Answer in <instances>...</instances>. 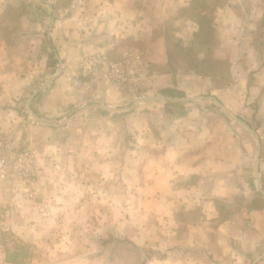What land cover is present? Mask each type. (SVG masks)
Returning <instances> with one entry per match:
<instances>
[{
  "label": "crops",
  "instance_id": "obj_1",
  "mask_svg": "<svg viewBox=\"0 0 264 264\" xmlns=\"http://www.w3.org/2000/svg\"><path fill=\"white\" fill-rule=\"evenodd\" d=\"M48 1L0 0V129L36 155L34 183L0 178L1 216L15 207L0 234L17 236L0 238V264H251L264 252V208L245 207L257 142L198 97L255 128L264 187V0H223L213 15L223 85L169 59L177 42L204 56L192 0ZM90 55L107 62L85 76ZM126 58L117 83L108 62ZM38 89L30 106L46 123L28 110ZM14 252L28 257L7 262Z\"/></svg>",
  "mask_w": 264,
  "mask_h": 264
},
{
  "label": "trees",
  "instance_id": "obj_2",
  "mask_svg": "<svg viewBox=\"0 0 264 264\" xmlns=\"http://www.w3.org/2000/svg\"><path fill=\"white\" fill-rule=\"evenodd\" d=\"M223 0H192L191 6L186 10L189 17L196 21L199 25V31L194 34V39L199 44L200 48H205L204 56L199 58L196 52L192 49L183 50L177 42L176 51L169 55V59L183 58L187 61L188 67L194 69L197 73L210 75L213 74L218 78L220 85L227 84L231 80L229 73V64L227 60H218L213 57V45L215 44L214 34L215 26L212 23L213 15L219 4ZM165 94H173L171 90H163ZM179 96H183V92H177ZM247 210L264 208V195L256 188V195L254 198L245 204ZM219 209L223 218L229 216L232 209L220 206ZM14 256V257H13ZM28 257L27 252L21 254L14 252L9 254L6 258L7 262L22 263Z\"/></svg>",
  "mask_w": 264,
  "mask_h": 264
},
{
  "label": "built area",
  "instance_id": "obj_3",
  "mask_svg": "<svg viewBox=\"0 0 264 264\" xmlns=\"http://www.w3.org/2000/svg\"><path fill=\"white\" fill-rule=\"evenodd\" d=\"M107 62L104 55H90L81 59L80 67L83 75L94 74L99 66ZM127 58L123 61L108 62L109 74L113 81H127ZM36 155L27 146L16 145L7 133L0 129V178L10 174L27 186L34 183Z\"/></svg>",
  "mask_w": 264,
  "mask_h": 264
},
{
  "label": "water",
  "instance_id": "obj_4",
  "mask_svg": "<svg viewBox=\"0 0 264 264\" xmlns=\"http://www.w3.org/2000/svg\"><path fill=\"white\" fill-rule=\"evenodd\" d=\"M45 2H47L49 5H51V3L48 0H44ZM52 11L54 12V8L51 7ZM54 18L55 16L53 15L51 17V26L52 27L53 23H54ZM56 75L53 77L55 78ZM52 80V79H51ZM51 80H48L45 84H43L40 87V90L46 86V84H48ZM39 89L33 94V96L31 97L29 103H28V110L29 112H31L32 116L35 117L38 120H41L32 110L30 104H31V100L35 97V95L40 91ZM156 98H159L161 100H188L189 98H172V97H166L164 95H160V96H155ZM201 99H208V100H212L213 102H215L228 116H230L233 120H235L238 124H240L241 126H243L245 129H247L256 139L257 142V148H256V154H255V164H254V171L256 174V179H257V184L259 187L260 192L264 195V187L263 184L261 182V178H260V157H261V148H262V144H261V139L257 133V131L255 130V128H253L247 121H245L244 119H242L241 117H239L236 113H234L233 111H231L228 107H226L218 98L214 97V96H202V97H198ZM144 98H139L138 100L141 101ZM136 100V101H138ZM42 122H44L43 120H41ZM46 123V122H44ZM264 257V252L262 254H260L259 256H257L253 262L251 264H257L258 261H260L262 258Z\"/></svg>",
  "mask_w": 264,
  "mask_h": 264
},
{
  "label": "rangeland",
  "instance_id": "obj_5",
  "mask_svg": "<svg viewBox=\"0 0 264 264\" xmlns=\"http://www.w3.org/2000/svg\"><path fill=\"white\" fill-rule=\"evenodd\" d=\"M57 5H62V3L60 1H56ZM212 106H217V104L213 103ZM217 108H219L217 106ZM244 116L245 117H250L248 114L244 113ZM232 120V119H231ZM233 121V120H232ZM234 122V121H233ZM236 123V122H235ZM255 124V123H253ZM239 130H242V128H239ZM253 151L255 152L256 151V144L254 145L253 144ZM254 159V157H253ZM25 192V191H24ZM15 207H12L10 205H6L4 207H2L3 209V213H2V216H1V213H0V229L1 231L0 232H5V231H10V226L7 224V221H11V218H12V214L13 212L15 211L14 209ZM10 229V230H9ZM0 238L4 239V240H7L11 246H14V242L16 241L17 239V236L15 237V234H13L12 232L11 233H8L6 235H2L0 234ZM63 252V251H61ZM0 260L1 262H3V252H0ZM14 257V256H13ZM58 258H61L62 256L61 255H58V256H55L54 259H57ZM62 260V258H61ZM67 262H65L66 264ZM35 264H64V262H35Z\"/></svg>",
  "mask_w": 264,
  "mask_h": 264
}]
</instances>
